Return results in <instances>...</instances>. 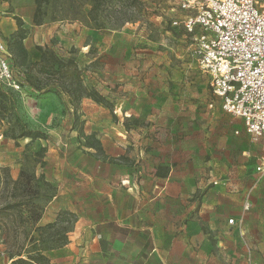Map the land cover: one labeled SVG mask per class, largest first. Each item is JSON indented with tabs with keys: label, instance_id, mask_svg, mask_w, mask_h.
Returning a JSON list of instances; mask_svg holds the SVG:
<instances>
[{
	"label": "rangeland",
	"instance_id": "374dc122",
	"mask_svg": "<svg viewBox=\"0 0 264 264\" xmlns=\"http://www.w3.org/2000/svg\"><path fill=\"white\" fill-rule=\"evenodd\" d=\"M11 1L0 0V22L11 16ZM26 3L23 0V7H19L23 15L31 13ZM94 3L72 0L66 17L51 12L50 3L42 4L45 14L36 19L42 27H35L39 24H34L33 18L29 25L18 17L17 25L20 22L22 27L9 38L0 35L9 50L12 48L8 62L13 74L20 76L18 81L24 84L25 76L18 74L23 71L36 82L38 67L29 61L41 47L72 62L63 69L53 63L57 74L49 76L45 81L48 85L93 89L104 99L99 104L88 98L97 106L85 108L75 102L69 129L66 107L61 122L40 124L35 96L28 112L22 100L25 93L20 96L13 89L6 90L4 104L0 102V264H23L14 262L19 258L33 264L28 256L34 249L51 247L59 243V238H67L76 213L68 217L60 215L61 211L51 212L56 215L55 221L40 222L60 184L58 174L62 170L69 178L66 167L77 161L89 166V160H78L87 151L104 162L100 133L116 128L119 119L137 114V120L156 109L168 124L173 121V126L177 125L181 147L185 145L197 154L209 153L216 159L215 167H255L260 154V143L249 137L242 121L225 112L221 99L213 95L209 76L193 55V35L183 26L185 13L178 0H101L97 8ZM26 131H32L35 137L19 136ZM204 143L210 152H206ZM107 162L115 165L123 161L121 156H112ZM22 173L30 179L23 176L20 183L15 182ZM40 174L43 178L38 180ZM8 203L16 206L4 209ZM242 225L246 229L242 241L252 246L250 264H264V200ZM94 238L97 243L98 236L92 232L80 236L79 241L92 245ZM92 246L86 257L82 249L75 252L64 245L45 250V254L52 264L104 259L105 255Z\"/></svg>",
	"mask_w": 264,
	"mask_h": 264
},
{
	"label": "crops",
	"instance_id": "0c3cea01",
	"mask_svg": "<svg viewBox=\"0 0 264 264\" xmlns=\"http://www.w3.org/2000/svg\"><path fill=\"white\" fill-rule=\"evenodd\" d=\"M22 2H10L13 12L0 22L3 38L22 27L17 25L18 17L26 24L31 22L34 0H27L29 15L21 13ZM9 51L12 48L8 47ZM40 56L29 62H38ZM19 73L26 78L24 84L18 81L20 76L13 77L26 95L22 100L28 112L35 96L37 122H61L66 107L65 122L71 129L75 101L68 93L52 84H39L41 89H36L28 82L32 79L28 73ZM37 76L43 81L48 75ZM79 105L85 108L96 104L82 97ZM136 116L119 119L116 128L100 133V155L106 161L96 160L87 151L78 160H89V166L77 161L66 167L69 178L59 172L60 184L40 222L55 221L56 215L51 212L76 213L64 247L75 252L82 249L86 257L94 245L105 255L102 260L85 258L80 264H250L252 246L242 241L246 231L242 221L264 200V175H258L255 167H215L216 159L209 153L197 154L185 145L181 147L177 125L173 126V121L168 124L156 109L140 119L135 120ZM128 125L130 128H126ZM263 141L258 140L260 154L255 166L264 156ZM204 146L210 152L207 143ZM112 156H121L123 162L108 163L107 157ZM245 203L251 205L247 211ZM229 219L233 222L228 223ZM92 232L98 236L97 243L96 238L92 245L80 243V236Z\"/></svg>",
	"mask_w": 264,
	"mask_h": 264
},
{
	"label": "built area",
	"instance_id": "2783aa9c",
	"mask_svg": "<svg viewBox=\"0 0 264 264\" xmlns=\"http://www.w3.org/2000/svg\"><path fill=\"white\" fill-rule=\"evenodd\" d=\"M178 4L186 13L183 26L193 35V55L208 74L213 95L221 99L225 112L242 121L253 141L264 139V0ZM8 56L7 44L0 39V86L20 92ZM255 171L264 175V156ZM248 206L245 203L244 209Z\"/></svg>",
	"mask_w": 264,
	"mask_h": 264
},
{
	"label": "trees",
	"instance_id": "16d2710c",
	"mask_svg": "<svg viewBox=\"0 0 264 264\" xmlns=\"http://www.w3.org/2000/svg\"><path fill=\"white\" fill-rule=\"evenodd\" d=\"M71 2L72 0H34V5H35V9H34V13H33V22L34 24L38 23L36 21L37 17L39 15H43L45 14V11H42V4H49L50 3V8H51V12H53V10H55L58 14H61V16L66 17L69 13L70 7H71ZM94 6L97 8L98 6H100V2L101 0H94ZM39 24V23H38ZM18 26H21V23H18ZM17 34V33H16ZM23 36H20V39H22ZM8 48V47H7ZM41 56H40V60L38 62L33 63V66L38 67V71L40 73L46 74L48 75L43 81L42 80H38L36 79V82H33L32 79L29 81L30 84H32L36 89H41L39 87V84H46L48 85L45 81L48 80L49 76H53L56 75L57 72H55L54 67H53V63H55L57 65L58 68L63 69V68H67L70 64H72V62L68 59L66 61H63L62 59H59L56 54L53 51H45L43 48L39 47ZM6 90H12V89H8V88H4L0 86V102H2V105L4 104V100L6 98L7 92ZM62 90H64V92H67L68 95L75 101V102H80V99L82 97H87L92 99L94 102L102 104L104 102V99L98 95L96 93V91H94L93 89H86L85 88H80L78 87L77 89H74L72 87H67L64 85H62ZM15 91V90H14ZM47 91H51V88H47ZM46 91V92H47ZM17 92L20 96H21V92L19 91H15ZM6 132L3 133V135H5ZM20 137H24V138H30L33 139L35 136L33 134L32 131H26V132H21L19 134ZM91 147V146H89ZM23 173L20 174V176L15 180V182L20 183L21 182V178L23 177ZM25 180L26 179H30V177H28L27 175L24 176ZM41 178H43V175L40 174L39 177L37 178L38 180H40ZM16 204L14 203H8L4 209L6 208H13L15 207ZM60 215H66L68 217L73 216L72 213L70 212H66V211H62L60 213ZM40 218V215L37 216L36 221ZM58 240H62V241H58ZM58 240H56L57 242H59L57 245L51 246V247H45V248H36L33 250V255H29L28 259L33 263V264H52L50 259L46 256L45 254V250H50V249H54V248H58L62 245H64L67 241V238L65 236L59 238ZM15 263H23V264H27L28 261L19 258L17 260L14 261Z\"/></svg>",
	"mask_w": 264,
	"mask_h": 264
}]
</instances>
